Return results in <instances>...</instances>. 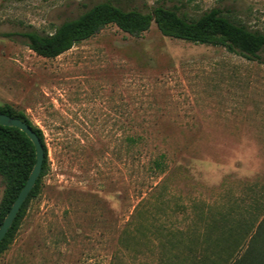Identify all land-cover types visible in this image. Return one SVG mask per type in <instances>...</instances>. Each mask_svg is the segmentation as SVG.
Masks as SVG:
<instances>
[{
    "label": "rangeland",
    "instance_id": "1",
    "mask_svg": "<svg viewBox=\"0 0 264 264\" xmlns=\"http://www.w3.org/2000/svg\"><path fill=\"white\" fill-rule=\"evenodd\" d=\"M95 1L0 0V32L52 33ZM165 1L264 30V0ZM5 104L44 131L50 167L0 264H264V64L156 23L56 58L0 37Z\"/></svg>",
    "mask_w": 264,
    "mask_h": 264
},
{
    "label": "trees",
    "instance_id": "2",
    "mask_svg": "<svg viewBox=\"0 0 264 264\" xmlns=\"http://www.w3.org/2000/svg\"><path fill=\"white\" fill-rule=\"evenodd\" d=\"M81 5L83 9L77 15L62 21L52 33L41 32L29 25L20 31L0 32V37L19 41L40 56L56 58L109 25H116L133 36H141L156 23L164 36L199 45L224 47L231 53L264 64V30L251 28L220 7L191 16L165 0L157 1L148 11H145L149 7L145 0H96L92 4ZM0 113L20 118L31 126L45 151L41 174L0 244L2 254L13 243L30 203L40 196L43 179L50 166L45 133L28 114L11 104L0 105ZM36 159V147L25 132L17 127L0 125V177L4 183L0 227L27 182ZM166 168L165 157L159 156L154 161V169L163 173Z\"/></svg>",
    "mask_w": 264,
    "mask_h": 264
},
{
    "label": "water",
    "instance_id": "3",
    "mask_svg": "<svg viewBox=\"0 0 264 264\" xmlns=\"http://www.w3.org/2000/svg\"><path fill=\"white\" fill-rule=\"evenodd\" d=\"M0 125L4 126H12L21 129L23 132L27 134V136L32 140L36 147L37 152V159L35 166L25 183L24 187L22 188L21 192L19 193L17 199L13 203L9 213L7 214L3 224L0 227V244L6 237L8 231L10 230L13 222L17 218L23 204L25 203L26 199L28 198L30 192L32 191L37 179L39 178L43 166V161L45 157L44 147L38 135L34 132V130L29 126L25 121L20 118L10 116L5 113H0Z\"/></svg>",
    "mask_w": 264,
    "mask_h": 264
}]
</instances>
